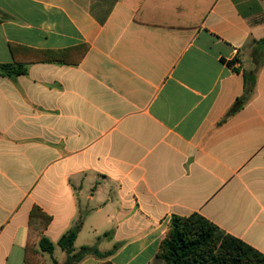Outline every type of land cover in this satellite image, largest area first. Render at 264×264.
<instances>
[{
	"label": "crops",
	"instance_id": "0c3cea01",
	"mask_svg": "<svg viewBox=\"0 0 264 264\" xmlns=\"http://www.w3.org/2000/svg\"><path fill=\"white\" fill-rule=\"evenodd\" d=\"M263 38L264 0H0V264L34 206L44 264L79 223L76 264H167L194 213L264 254V65L227 116Z\"/></svg>",
	"mask_w": 264,
	"mask_h": 264
},
{
	"label": "trees",
	"instance_id": "16d2710c",
	"mask_svg": "<svg viewBox=\"0 0 264 264\" xmlns=\"http://www.w3.org/2000/svg\"><path fill=\"white\" fill-rule=\"evenodd\" d=\"M251 57L252 66L244 72V93L227 116L242 109L253 94L258 72L264 65V38L254 42ZM25 71L24 64H0V76L14 78ZM50 221L51 217L41 208L33 207L29 217L23 264H44L43 253L53 254L55 245L42 237ZM80 229L81 223L58 241V246L68 255L66 264H76L88 254L102 255L91 247H83L75 252L74 243ZM159 256L167 264H264V254L226 234L197 213L172 218Z\"/></svg>",
	"mask_w": 264,
	"mask_h": 264
},
{
	"label": "rangeland",
	"instance_id": "374dc122",
	"mask_svg": "<svg viewBox=\"0 0 264 264\" xmlns=\"http://www.w3.org/2000/svg\"><path fill=\"white\" fill-rule=\"evenodd\" d=\"M49 263L52 264L51 261H49Z\"/></svg>",
	"mask_w": 264,
	"mask_h": 264
}]
</instances>
